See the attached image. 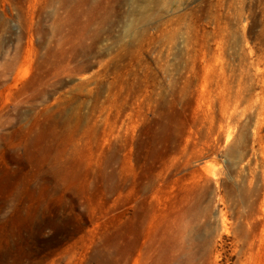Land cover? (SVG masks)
Returning <instances> with one entry per match:
<instances>
[{
  "label": "rangeland",
  "instance_id": "rangeland-1",
  "mask_svg": "<svg viewBox=\"0 0 264 264\" xmlns=\"http://www.w3.org/2000/svg\"><path fill=\"white\" fill-rule=\"evenodd\" d=\"M0 264H264V0H0Z\"/></svg>",
  "mask_w": 264,
  "mask_h": 264
},
{
  "label": "bare ground",
  "instance_id": "bare-ground-1",
  "mask_svg": "<svg viewBox=\"0 0 264 264\" xmlns=\"http://www.w3.org/2000/svg\"><path fill=\"white\" fill-rule=\"evenodd\" d=\"M232 135H233V131L230 128V126L227 124V128L225 129V132L223 133V136L221 134L220 140L223 138L224 142L226 143L229 139H231V137H233Z\"/></svg>",
  "mask_w": 264,
  "mask_h": 264
}]
</instances>
